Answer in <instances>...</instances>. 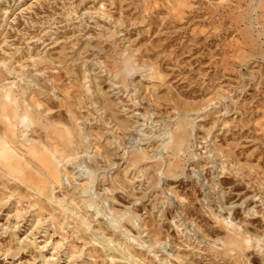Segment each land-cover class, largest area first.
<instances>
[{
	"label": "clouds",
	"instance_id": "obj_1",
	"mask_svg": "<svg viewBox=\"0 0 264 264\" xmlns=\"http://www.w3.org/2000/svg\"><path fill=\"white\" fill-rule=\"evenodd\" d=\"M23 2L0 0V27L10 14L3 8ZM208 5L231 12L256 39L241 71L264 64V0ZM49 6L60 11L38 25L25 22L39 36L21 30L0 42V212L18 209L14 230L35 220L21 243L37 247V235L50 233L44 248L71 250L69 264L85 256L94 264H192L178 258L181 247L208 264H251L249 252L264 253V212L248 205L264 209V182L239 204L221 198L222 170L240 180L255 170L234 164L205 126L237 115L255 80L185 103L166 90L160 65L120 34L126 21L110 22L117 27L111 40L85 38L83 56L50 60L34 53L45 37L67 25L103 26L70 0Z\"/></svg>",
	"mask_w": 264,
	"mask_h": 264
},
{
	"label": "rangeland",
	"instance_id": "obj_2",
	"mask_svg": "<svg viewBox=\"0 0 264 264\" xmlns=\"http://www.w3.org/2000/svg\"><path fill=\"white\" fill-rule=\"evenodd\" d=\"M68 2L64 0V3ZM70 2L78 6V14H90L103 28L96 25L82 28L79 24L64 26L55 33L54 38L45 37L42 43L35 44L34 53L43 52L50 60L65 57L75 59L84 54L85 38L105 37L111 40L117 27L110 22L126 21V27L119 29L120 34L137 48L143 49L145 59L160 65L161 78H166V90L185 103L210 101L214 93L232 88L243 89L247 87L246 79L255 80L248 94L235 107L237 115L221 121L213 117L205 129H215L214 144L234 164L255 170L254 176L244 180L222 170V179L219 180L221 198L228 204L234 201L239 204L248 197L259 195V185L264 182V64L241 71L246 57L257 48L256 39L244 34L242 22L231 12L210 8L208 0ZM60 3L61 0H57V4ZM49 5L50 0H24L14 9L5 6L2 11L10 14L0 27V42L5 37L14 39L21 30L28 31L30 36H39L40 29H27L25 22L27 20L38 25L44 22V17L60 11V8ZM26 9L30 11L26 12ZM74 44L78 48L75 55L72 48ZM236 96L238 98L239 92ZM58 107L53 105L52 110L56 111ZM205 180L215 192L216 177L208 175ZM248 207L249 210L264 212L256 204H249ZM17 210L10 207L0 212V264H69L71 250L57 254L54 246L44 248L50 233L37 235V247L21 243L32 231L35 220L28 217L19 230H14L17 222L14 213ZM173 219V216L169 217V223L163 229L164 234L170 231ZM261 227L264 228V225ZM177 245H180L179 239ZM177 255L178 258L190 256L192 264H208L182 247ZM248 256L251 264H264V253L258 255L249 252ZM78 264L94 262L85 256Z\"/></svg>",
	"mask_w": 264,
	"mask_h": 264
}]
</instances>
